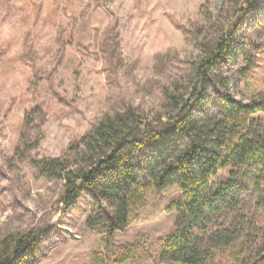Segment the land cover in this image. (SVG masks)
Masks as SVG:
<instances>
[{"label":"rangeland","instance_id":"rangeland-1","mask_svg":"<svg viewBox=\"0 0 264 264\" xmlns=\"http://www.w3.org/2000/svg\"><path fill=\"white\" fill-rule=\"evenodd\" d=\"M249 5L0 0V238L40 230L35 264H92L96 253L112 263L126 254L125 264H158L174 228L175 186H150L129 224L108 238L87 226L83 194L64 207L62 182L40 176L31 161L60 156L105 114L128 106L166 120L173 112L165 91L180 86L189 97L202 44L230 27V58L216 70L227 86L207 87L200 113H217L224 94L248 102L264 92V0ZM258 222L264 229V215Z\"/></svg>","mask_w":264,"mask_h":264},{"label":"trees","instance_id":"trees-1","mask_svg":"<svg viewBox=\"0 0 264 264\" xmlns=\"http://www.w3.org/2000/svg\"><path fill=\"white\" fill-rule=\"evenodd\" d=\"M246 2L251 8L255 0ZM232 31L202 44L189 97L180 86L165 91L173 112L166 120H147L128 106L105 114L60 156L31 161L40 176L62 182L64 207L83 194L87 226L108 238L129 224L150 186H175L174 228L162 240L158 264H264L258 222L264 215V92L248 102L224 94L217 113H200L209 97L205 89L227 86L216 70L230 58ZM41 234L30 229L2 236L0 264H35ZM126 258L112 263L96 253L92 264H125Z\"/></svg>","mask_w":264,"mask_h":264}]
</instances>
